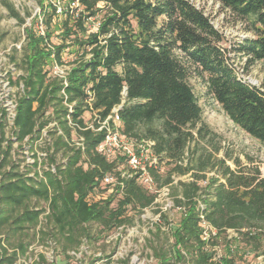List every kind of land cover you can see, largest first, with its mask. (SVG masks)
<instances>
[{"label": "trees", "instance_id": "obj_1", "mask_svg": "<svg viewBox=\"0 0 264 264\" xmlns=\"http://www.w3.org/2000/svg\"><path fill=\"white\" fill-rule=\"evenodd\" d=\"M215 1L247 22L253 33L254 38L236 48L247 58L246 69L255 63L264 65V0ZM2 5L19 25H25L26 19L13 4L3 0ZM63 15L61 44L52 42L53 22L60 19L52 3L43 8V35L33 26L26 28L21 60L25 74L10 82L23 87L16 100V142L22 146L27 139L38 140L42 131L49 129L51 144L46 139L44 145L46 152H53L48 153L49 167L42 176L15 171L14 142L5 139L7 112L2 110L0 142L6 146L0 143V172L7 170L0 181V264H13L28 252L32 241L22 238L12 244L11 238L37 229L41 217L61 234L66 251L78 246L82 237L92 235L91 224L101 226L94 238L101 237L131 224L134 216L129 217V212L140 214L155 202L156 195L137 176L122 178V173L129 171L123 155L108 159L98 153L106 131H96L97 123L95 129L90 128L83 118L86 112H96L101 121L107 119L122 105L125 89L126 101L119 111L122 134L137 141H154L161 161L177 162L164 179L162 168L149 172L157 190H173L175 206L182 213L179 223L171 228L177 261L191 256L192 264H237L232 245L217 260L214 251L217 240L230 230L238 234L235 241L245 242L264 257V177L259 168L233 171L222 162V180L207 184L212 192L203 191L197 182L202 177L197 175L195 182L174 184V174L184 176L193 170L180 165L188 144L195 140L193 131L200 139L209 134L191 85L194 77L204 83L207 96L221 106L231 122L264 146V91L238 77L224 35L189 0H79L78 7L69 5ZM92 19L98 21L95 30L89 25ZM67 50L78 57L70 64L65 85L51 72L56 64H65ZM89 94L94 98L92 108ZM73 136L83 139L82 146L73 142ZM59 154L65 163L58 164ZM207 160L211 162L210 156ZM206 163H200L201 171ZM10 165L13 167L8 169ZM106 175L122 183L112 194L103 185ZM96 190L101 197H108L89 200ZM117 196L120 200L113 208ZM34 199L44 200L47 209H30L29 202ZM18 209L20 213H16ZM162 219L169 225L165 215ZM203 222L215 232L209 239H204ZM38 232L41 241L51 236L45 227ZM167 255L157 254L161 264H169Z\"/></svg>", "mask_w": 264, "mask_h": 264}, {"label": "rangeland", "instance_id": "obj_2", "mask_svg": "<svg viewBox=\"0 0 264 264\" xmlns=\"http://www.w3.org/2000/svg\"><path fill=\"white\" fill-rule=\"evenodd\" d=\"M2 1L3 0H0V123L2 122V108L7 107L13 112L15 102L22 92V83L19 85H9L8 80L16 82L25 74L21 65V60L24 47L27 44L26 28H31L33 26L40 32V28L43 27V30L45 31V27L42 25L44 22L43 8H49L50 3H52L57 7V14L60 17V19L54 20L52 25V29L56 28L54 29L55 33L52 42L53 44H61L60 36L62 35V30H60L61 25H59V23H61V20H64L63 12L66 11L68 6L70 5L71 8H74L71 5L72 0H44L43 3L40 2V0H7L13 4L21 16L26 19L25 25H19L15 19L9 16L8 11L2 5ZM189 1L198 9L202 10L211 20L214 27L224 35V46L230 51L229 56L232 58L234 69L238 77L245 83L264 91V65L261 63H255L250 66L249 69H246V56L236 51L237 46L244 40L254 38L253 33L249 30L247 22L241 21L233 16L228 10L221 8L220 4L215 0ZM89 22L90 28L95 30L98 21L92 19ZM54 23H56L57 26ZM77 57L78 56L75 53H71L67 50L63 54L64 65L71 67L70 64L73 63ZM191 85L194 88V92L203 110L202 124L209 130V134L205 139H200L196 134V130L193 131L195 140L188 144L183 159L181 160V163L179 162L184 168H193V170L184 176L174 174V184H177L178 182H195L197 181V178L194 176L197 175L202 177L197 182L202 187L203 191H208L206 187L210 181L213 179L222 180V174L224 171L222 162H224L226 166H229L233 171L247 172L259 168L262 177H264V146L229 120L221 106L207 96L204 83L200 79L195 77L192 78ZM83 118L88 126L94 124L95 115L90 112H86ZM51 127L53 126L51 125ZM4 131L5 139L14 142L11 155L12 163L14 164V168H16L15 171L29 174L33 177L36 173L42 176L43 171L48 170L49 167V165L46 164L48 153L53 152V150L46 152V146L44 145L46 139H49V143L51 144V139L48 134L49 129L43 130L42 136L38 140L31 141L27 139L22 146L16 142L13 135L12 119H8L7 122L4 123ZM73 142H79L76 136H73ZM2 146H6V143L4 142ZM215 149H218L219 152H215ZM1 152L2 149L0 148V160ZM208 156H210L211 162L207 160ZM36 158H38V164L32 166L31 164H33V161H35ZM57 162L58 164H63L66 160L59 154L57 156ZM202 162L207 163L205 169L201 171L199 165ZM175 163L177 164L174 160L169 161V159L164 161L161 166L163 179L169 172H171ZM38 165H40V169H38ZM11 167H13V165H10L8 169ZM6 170L3 169L0 172V181L3 179V174ZM212 191L213 190L210 189L208 192ZM170 192H173V190L171 189ZM103 197V199H106L108 196L104 195ZM99 198L101 199V195ZM174 199L175 197L171 195V203L169 202V206L164 214L167 217L169 225L164 224L159 230L155 222L157 213L152 210L145 214L144 219H142L141 213H135L134 211L129 212V217L134 216L133 222L129 225L131 226L139 223L141 226L145 225L150 229L151 233L148 247L151 251L150 253L154 255L156 260L159 259L157 254L162 257L168 254L167 257L170 259L169 264H192L191 256H187L184 262L177 261L172 249L174 241L171 235V228L179 223L182 214L181 210L175 206ZM119 200V196L113 198V208L117 206ZM29 207L34 210L47 209V203L44 200L37 201L34 199L29 202ZM20 210L21 209H18L16 213H20ZM46 224V218L43 217L42 227H45L46 231L50 232L51 236L53 235L54 238L56 237L60 248L63 250L65 240L61 237V234L58 233L57 229H54L52 226L48 227ZM89 228L91 229L92 235L88 238L94 239V236L97 235L101 226L94 223L91 224ZM36 230L37 229H27L22 233L20 232L19 234L23 235H20V238L19 236L12 237L11 243L17 244L19 240L26 238V241H32V244H34L36 241ZM144 233L148 238L146 228L144 229ZM210 235H215V232L212 229L207 230V234L205 235L206 239H209ZM83 238L85 237H82V239ZM235 238H239L238 234L230 230L225 236H222L217 240L218 245L214 247V251H216V260L226 253V247L228 245H232V248L235 251V260L237 261V264H264V257L261 255V252L252 251L245 242L241 240L235 241ZM92 244L93 248H91L90 253L92 256L99 252H102L104 255H108L111 252L113 255L115 252L114 246L112 245L103 246L96 241L92 242ZM151 245L157 249L156 254V251L152 249ZM69 249L72 248H68L67 250ZM92 256L86 258L83 264H97L95 260L92 259ZM160 263L162 262L154 261L146 264ZM13 264H19V262L15 261ZM108 264L113 263L109 262Z\"/></svg>", "mask_w": 264, "mask_h": 264}, {"label": "built area", "instance_id": "obj_3", "mask_svg": "<svg viewBox=\"0 0 264 264\" xmlns=\"http://www.w3.org/2000/svg\"><path fill=\"white\" fill-rule=\"evenodd\" d=\"M73 7L79 6V0H75L71 3ZM43 25V23H42ZM98 26V24H97ZM96 26V28H97ZM40 33L43 35V27L40 28ZM71 67L65 65L56 64L52 68L51 75L59 79L64 80V84L67 85V75ZM10 80L8 83L10 85ZM23 88V87H22ZM94 98L89 94L88 103L91 106ZM126 101V89L123 93V103L122 105L116 107L112 115H110L104 121L98 117L96 112H94V124L89 126L95 129V123H97L98 128L96 131H106L105 140L98 146V153L104 155L108 159L123 155L126 158V168L129 171L122 173V178L137 176L139 181L146 187V189L156 195L155 202L149 208L143 209L141 212L142 219H144L145 214L149 211H156V226L160 230L162 225H164V220L162 216L165 214L171 203V193L168 187H164L160 190L156 189V183L153 177L150 175V169L158 170L161 168L164 161H161L160 156L155 153V142L151 140H141L137 141L131 139L122 134L120 125L119 111ZM71 111H72V107ZM7 112L6 122L8 119L13 120V124L16 118V102L13 112L7 107L2 108ZM2 110H1V120H2ZM113 122V123H112ZM70 125H73L70 122ZM79 140V139H78ZM83 139L80 138L79 142L76 143L78 146H82ZM38 159V158H37ZM36 161V160H35ZM33 161L32 166L36 165ZM38 164V163H37ZM52 171L55 172V167H50ZM40 169V165H38ZM30 177H33L29 175ZM103 185L108 187V193L112 194L116 186H122V183L114 178L112 175H106L103 180ZM100 193L98 190L93 192L89 196V200L94 199L95 201L100 200ZM98 198V200H97ZM104 198V197H101ZM204 209L203 206H201ZM49 213V210L46 214ZM202 220L204 217L201 216ZM42 220L37 232L42 227ZM163 223H162V222ZM144 222V220H143ZM166 225V224H165ZM202 227L205 228L204 239H206L207 230L211 229L206 222L202 223ZM147 229L148 238L144 233V229ZM150 229L145 225L141 226L139 223L134 225H122L110 232H105L101 237L94 239L85 237L80 239L78 246L69 249L62 250L60 248L58 241L54 237H47L45 240L41 241L38 232L37 239L33 245L29 247L28 252L18 259L19 264H83L86 258L91 257V248H93L92 242H99L103 246H114V254L112 252L108 255H104L102 252L94 254L92 259L95 260L97 264H108L109 262L113 264H146L156 260L154 255H152L149 250L148 244L150 242ZM161 264V263H160Z\"/></svg>", "mask_w": 264, "mask_h": 264}]
</instances>
